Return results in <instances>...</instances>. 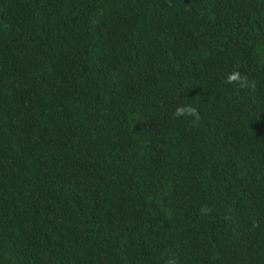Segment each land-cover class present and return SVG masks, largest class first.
<instances>
[{"label":"trees","instance_id":"16d2710c","mask_svg":"<svg viewBox=\"0 0 264 264\" xmlns=\"http://www.w3.org/2000/svg\"><path fill=\"white\" fill-rule=\"evenodd\" d=\"M170 257L264 264V0H0V264Z\"/></svg>","mask_w":264,"mask_h":264},{"label":"clouds","instance_id":"9594fccd","mask_svg":"<svg viewBox=\"0 0 264 264\" xmlns=\"http://www.w3.org/2000/svg\"><path fill=\"white\" fill-rule=\"evenodd\" d=\"M225 82L240 87H247L249 89H255L256 87V82L254 80H249L247 75L242 74L239 70H233L230 72L227 75ZM173 117H191L192 124H198L201 119L198 109L193 105H177L173 112ZM203 211L207 212L208 209L205 208ZM165 264H177V260L174 257H170L165 261Z\"/></svg>","mask_w":264,"mask_h":264}]
</instances>
